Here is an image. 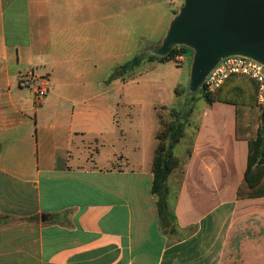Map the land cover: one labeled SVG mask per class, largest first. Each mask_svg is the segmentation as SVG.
I'll list each match as a JSON object with an SVG mask.
<instances>
[{"label":"crops","instance_id":"0c3cea01","mask_svg":"<svg viewBox=\"0 0 264 264\" xmlns=\"http://www.w3.org/2000/svg\"><path fill=\"white\" fill-rule=\"evenodd\" d=\"M104 7L0 0V264H264V196L238 195L254 135L235 136L233 104L205 102L192 116L193 108L163 214L152 160L134 156L135 138L131 151L111 111L74 108L88 95L79 87L99 85L88 78L105 34L49 33L47 24ZM190 60L186 53L183 64ZM29 68L49 76L40 104L20 84Z\"/></svg>","mask_w":264,"mask_h":264},{"label":"rangeland","instance_id":"374dc122","mask_svg":"<svg viewBox=\"0 0 264 264\" xmlns=\"http://www.w3.org/2000/svg\"><path fill=\"white\" fill-rule=\"evenodd\" d=\"M59 1L62 3L64 0ZM103 2L105 9L102 13L86 15L75 21H67L54 14V20L47 24V29L49 33H68L69 29L75 33L83 29L105 34V55L94 58L97 75L88 78L89 82L99 81V85L79 87L77 92L80 95H88L84 96L85 100L74 103V108L102 107L113 112L118 127L126 132L127 148L132 151L130 138H135L134 156L143 163L151 162L159 129L156 110L168 115V108L187 109L191 104L194 116L205 106L199 91L189 89V62L177 66L172 59L162 62L148 60L182 0H110L111 8L106 6L107 0ZM92 36L90 33V49L96 40ZM187 52L191 57L192 51L187 49ZM136 56L143 58L141 63L120 74V66ZM92 92H98V97ZM192 97H195L193 101ZM181 147L177 145L176 157L180 156ZM173 172L178 175L181 169L176 168Z\"/></svg>","mask_w":264,"mask_h":264},{"label":"water","instance_id":"95a60500","mask_svg":"<svg viewBox=\"0 0 264 264\" xmlns=\"http://www.w3.org/2000/svg\"><path fill=\"white\" fill-rule=\"evenodd\" d=\"M192 51L189 89L198 90L223 58L243 56L264 65V0H182L152 53Z\"/></svg>","mask_w":264,"mask_h":264},{"label":"trees","instance_id":"16d2710c","mask_svg":"<svg viewBox=\"0 0 264 264\" xmlns=\"http://www.w3.org/2000/svg\"><path fill=\"white\" fill-rule=\"evenodd\" d=\"M187 49L184 46H176L165 56L151 53L148 60L162 62L166 59H172L177 52L188 53ZM142 59L141 56H136L122 64L120 74H124L126 71L138 66ZM198 91L207 104L220 101L235 106V136L237 138L242 135L248 137L250 133L254 135L252 138L248 137L247 166L242 182L238 187V195L264 196V110L260 111L255 105V84L248 79L232 76L215 92L205 93L201 86ZM194 99L195 97L191 98L192 101ZM192 110L191 104L187 109L168 108V115L156 110L159 129L155 135L156 146L152 158L153 181L151 190L157 198V206L162 214L167 211V178L179 166L174 148L184 135L185 125ZM258 120L261 125L253 130V126Z\"/></svg>","mask_w":264,"mask_h":264},{"label":"built area","instance_id":"2783aa9c","mask_svg":"<svg viewBox=\"0 0 264 264\" xmlns=\"http://www.w3.org/2000/svg\"><path fill=\"white\" fill-rule=\"evenodd\" d=\"M186 59V53L177 52L172 60L180 66ZM232 76L242 77L255 84V105L264 110V65L247 57L229 56L221 59L205 76L201 87L205 93L215 92ZM20 84L33 91L34 99L40 104L48 94L49 76L38 75L33 68L20 76Z\"/></svg>","mask_w":264,"mask_h":264}]
</instances>
